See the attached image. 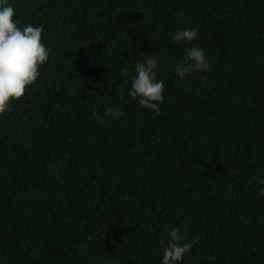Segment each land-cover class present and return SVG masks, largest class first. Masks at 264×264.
<instances>
[{"label": "trees", "instance_id": "obj_1", "mask_svg": "<svg viewBox=\"0 0 264 264\" xmlns=\"http://www.w3.org/2000/svg\"><path fill=\"white\" fill-rule=\"evenodd\" d=\"M11 2L51 52L0 115V264H160L173 227L178 264H264V0ZM148 54L158 114L127 95Z\"/></svg>", "mask_w": 264, "mask_h": 264}, {"label": "clouds", "instance_id": "obj_2", "mask_svg": "<svg viewBox=\"0 0 264 264\" xmlns=\"http://www.w3.org/2000/svg\"><path fill=\"white\" fill-rule=\"evenodd\" d=\"M16 10L11 0H0V115L12 111V102L20 100L25 90L36 83L41 67L48 61L51 49L42 43V26L26 24L18 26L14 21ZM198 28H182L172 34L175 42H192L198 38ZM159 60L154 54H148L144 62L135 65V75L131 79L127 95L134 98L146 109L160 112L164 100V81L158 80L156 70ZM210 68L205 50L199 46L185 48L183 63H178L175 74L184 79L193 72H207ZM123 75L128 69L123 68ZM105 115L112 120L121 116L119 109H107ZM264 185V180L261 181ZM259 195L264 196V186ZM179 227L168 232L167 246L162 248L160 264H178L193 248L180 234Z\"/></svg>", "mask_w": 264, "mask_h": 264}]
</instances>
